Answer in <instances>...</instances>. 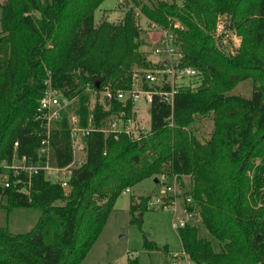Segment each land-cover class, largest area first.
I'll list each match as a JSON object with an SVG mask.
<instances>
[{
  "label": "trees",
  "instance_id": "obj_1",
  "mask_svg": "<svg viewBox=\"0 0 264 264\" xmlns=\"http://www.w3.org/2000/svg\"><path fill=\"white\" fill-rule=\"evenodd\" d=\"M103 1L0 2V180L9 182L0 185V205L41 212L26 232L0 226V264H82L122 192L146 177L172 174L189 177L186 208L197 207L200 225L216 243L200 236L195 224L177 228L191 263L264 264V0H128L133 6L121 20L96 24ZM139 13L148 27L174 33L179 66L198 73L180 82L170 103L152 95L145 134L115 138L98 130L102 120L123 109L131 114L133 104L91 107L90 90L130 88L133 66L148 65L138 52ZM221 16L238 35L231 54L215 34ZM245 79L252 83L249 96L229 92ZM48 85L72 100L51 131L50 165L73 159L71 115L93 128L67 189L43 170L15 174L2 166L22 156L45 163L34 114ZM196 115L212 121L204 141L192 130ZM149 198H131V221L134 212L148 209ZM143 248L157 246L145 239ZM127 264H137L136 258Z\"/></svg>",
  "mask_w": 264,
  "mask_h": 264
},
{
  "label": "rangeland",
  "instance_id": "obj_2",
  "mask_svg": "<svg viewBox=\"0 0 264 264\" xmlns=\"http://www.w3.org/2000/svg\"><path fill=\"white\" fill-rule=\"evenodd\" d=\"M3 0H0L2 2ZM148 2L150 0H142ZM133 6L128 0H104L98 10L95 12L96 24L102 20H109L117 22L122 19L127 7ZM135 11L136 8H135ZM1 14V9H0ZM225 17L221 16L218 20H223ZM217 20V21H218ZM216 21V22H217ZM139 39L138 52L143 56L144 60L148 62L146 66H133V69L144 68L151 69L156 62L162 59L152 54V49L158 44L159 30L155 27H148L146 20L142 15L138 14ZM217 41L223 46L224 52L231 54L235 47L238 46V35L231 29V33L227 36L218 37ZM180 52V51H178ZM181 53V52H180ZM195 78L196 76H185L181 81ZM180 80V79H176ZM251 80L245 79L236 84L229 92L239 94L242 96H249L251 92ZM143 85H140L142 87ZM91 91V103L94 104V92ZM148 104L144 100H138L134 105L133 126L141 128L142 132L148 129ZM193 133L200 141L208 138L212 128V121L210 115L194 117L191 124ZM79 139L74 144L76 151V159L82 158L83 154L79 149ZM158 182H154L155 176H150L137 182L130 188V192L122 193L115 201L114 208L110 213L102 232L89 250L83 264H127L128 258H136L137 264H172V260L165 256L162 250L146 251L143 248V241L151 240L158 246H166L171 253L173 251H180V243L178 235L173 223L178 219L184 217L182 212L184 205L187 203L185 198L189 196L188 176L181 175L175 180V187L173 191H166L159 182V175L156 176ZM0 178H2L0 174ZM45 178L53 180L52 177L45 175ZM156 196H172V205L166 208L150 207L144 211H136L133 213L134 221H131V213L129 211L130 200L133 197L136 199L141 195ZM171 202V200H170ZM5 203V198L0 199V204ZM197 207L194 205L192 216L187 219L188 224H195L198 226L200 236H208L207 238L214 246L216 243L213 238L209 236L204 228L200 225V221L196 214ZM140 214V215H139ZM41 215L40 210L35 208H19L7 211L0 205V226L7 227L10 232L22 233L30 230ZM186 259H188L187 255ZM184 258L182 262H185ZM190 261V260H189ZM180 264V262H179Z\"/></svg>",
  "mask_w": 264,
  "mask_h": 264
},
{
  "label": "built area",
  "instance_id": "obj_3",
  "mask_svg": "<svg viewBox=\"0 0 264 264\" xmlns=\"http://www.w3.org/2000/svg\"><path fill=\"white\" fill-rule=\"evenodd\" d=\"M226 23L227 22L224 19L216 22V35L227 36L231 33V29L226 26ZM150 26L159 30L158 44L152 49V54L158 57L162 56V59L159 62H156L154 67L151 69H133L130 88L114 89L111 84H105L99 90H92L95 97L94 104L91 107L98 104L103 110L109 111L111 110L114 101L121 102L123 106L130 101L134 108V105L138 100H144L149 106L153 94H157L164 101L170 103L181 80L185 78V76L197 75L198 72L194 68L189 66H179L182 54L177 50L174 33L166 28L157 27L154 23H151ZM140 85L143 86L140 87ZM163 86H167L168 89H162ZM71 101L72 100L63 96L60 90L53 89L48 85L38 102L34 114V120H36L41 127L39 151L42 154H45V163L43 165L37 164L35 162H31L25 156H22L17 159L14 158L11 164L8 165L3 163L2 166L7 169H11L15 174L23 171L28 175H31L33 173H37L39 170H43L44 175L48 174V176L53 178V180L50 178L48 180L58 182L61 187L67 189L68 180L71 176L73 168L80 165L85 158V136L93 129L90 127V124L89 127H81L79 125L78 116L74 114L71 115L70 137L73 147V159L69 164L63 167L52 166L49 164L47 152L49 149V137L51 135V131L55 127V124L62 119V111L69 103H71ZM133 108L131 110V114H128L125 109L111 113L102 120V125L98 128V130L102 131L105 135L113 134L115 138L120 133L131 135L133 138L141 137L147 130L142 132L141 128H136L134 131L133 113L135 110ZM89 121L91 122V119ZM78 139L80 143L79 149L81 150L83 157L76 159L74 144L78 141ZM14 145L16 147L17 142H15ZM176 178L177 176L175 174L169 176L159 175V182L166 191H173L176 185ZM156 181L158 182V178ZM0 185L8 186L9 182L6 180H0ZM129 191L130 189H126L122 193L124 194ZM163 198L165 197L156 195L150 197L147 201V207L166 208L168 205L173 204L172 200L171 202L165 201ZM185 200L188 205L192 202L190 196H186ZM186 204L182 209L184 217L178 219L176 223H173L176 230L177 228L188 224L186 223L187 219L192 216L193 209L188 210L186 208ZM179 255L185 256L186 254L183 250H181L179 254L176 252L172 254L173 257H179Z\"/></svg>",
  "mask_w": 264,
  "mask_h": 264
},
{
  "label": "crops",
  "instance_id": "obj_4",
  "mask_svg": "<svg viewBox=\"0 0 264 264\" xmlns=\"http://www.w3.org/2000/svg\"><path fill=\"white\" fill-rule=\"evenodd\" d=\"M154 179H157V177L155 176V178ZM154 182H157L156 180H154ZM130 192V191H129ZM145 195H147V194H145ZM140 215V214H139ZM176 230V229H175ZM177 233V232H176ZM179 240V239H178ZM149 241H151V240H149ZM153 242V241H152ZM156 246H157V249L156 250H151V251H157V250H162L163 251V253H164V255L166 256L167 254H168V256L170 257V259L172 260V264H179V262H180V264H193V263H189V260H187L186 259V256H181V255H179V257H173L172 256V254L174 253V252H176V253H180V251L182 250V248H181V245H180V251H173L172 253L169 251V250H167V248H166V246H163V247H160V246H158L155 242H153ZM180 243V242H179ZM147 251V250H146ZM87 256V255H86ZM86 258V257H85ZM85 258H84V260H85ZM186 259V261L185 262H182V260L183 259ZM83 260V261H84ZM83 261H82V264H83Z\"/></svg>",
  "mask_w": 264,
  "mask_h": 264
},
{
  "label": "water",
  "instance_id": "obj_5",
  "mask_svg": "<svg viewBox=\"0 0 264 264\" xmlns=\"http://www.w3.org/2000/svg\"><path fill=\"white\" fill-rule=\"evenodd\" d=\"M154 180H156V179H154Z\"/></svg>",
  "mask_w": 264,
  "mask_h": 264
}]
</instances>
